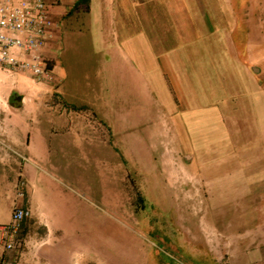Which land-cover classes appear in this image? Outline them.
I'll use <instances>...</instances> for the list:
<instances>
[{
    "label": "crops",
    "instance_id": "obj_1",
    "mask_svg": "<svg viewBox=\"0 0 264 264\" xmlns=\"http://www.w3.org/2000/svg\"><path fill=\"white\" fill-rule=\"evenodd\" d=\"M45 1L53 27L41 54L50 63L53 78L37 102L29 104L15 82L36 77L6 74L9 94L5 106H0V171L12 172L14 176L8 178L15 186L19 179L26 185L25 197L20 200L15 195L11 207L27 206L29 219L43 227L38 237L25 239L27 250L15 264H111L88 247L74 249L73 239H66L74 235V225L67 223L71 217L38 195V182L45 176L28 163L15 166L9 160L13 150L29 155L35 148L32 141L40 133L30 131V108H36L34 113L41 110L49 126H82L105 119L110 107L103 94L110 92L107 78L112 77L118 87L113 90L118 117L126 109L145 116L157 106L171 124L181 125L198 120L210 107L225 123L237 110L232 99L250 90L256 96L252 103L256 112L249 115L263 120L264 43L254 48L250 31L239 22L233 5L227 18L220 10L209 14L202 0ZM13 94H19L17 107L10 100ZM227 101L230 104L223 107ZM261 174L252 176L248 190L264 189V170ZM257 193L264 197V192ZM263 215L254 212L243 225L206 234L197 254L174 249L182 255L179 258L156 249L149 254L150 264H264ZM49 244L66 258L59 256L53 262L42 252ZM2 251L0 259L10 264Z\"/></svg>",
    "mask_w": 264,
    "mask_h": 264
},
{
    "label": "rangeland",
    "instance_id": "obj_2",
    "mask_svg": "<svg viewBox=\"0 0 264 264\" xmlns=\"http://www.w3.org/2000/svg\"><path fill=\"white\" fill-rule=\"evenodd\" d=\"M202 1L209 14L220 10L227 18L233 5L239 22L250 31L254 48L264 43V0ZM11 73L0 67V106L7 102L6 74ZM107 81L110 92L103 96L110 108L105 119L82 126H49L41 110L34 113L36 108H30L29 130L40 133L32 141L35 148L23 161L14 154L8 157L15 166L28 163L45 176L38 182V195L71 217L67 223L74 225L75 236L66 239L77 241H72L75 250L88 247L111 264H150L149 254L156 249L179 258V248L197 254L206 234L243 225L254 212L264 214L259 212L264 209L259 194L264 189L248 190L252 176L259 178L264 170V119L249 115L256 112V96L250 90L232 99L237 110L227 109L233 114L225 123L209 107L198 120L175 125L157 106L145 116L126 109L118 117L116 79ZM48 82L22 79L15 84L32 104L44 94ZM18 97H10L16 107ZM12 175L8 169L0 171V225L11 217L16 195V186L8 178ZM42 232L43 227L27 219L14 249L3 250L1 256L10 264L19 262L27 250L25 239ZM42 252L53 262L67 255L58 253L54 244Z\"/></svg>",
    "mask_w": 264,
    "mask_h": 264
},
{
    "label": "built area",
    "instance_id": "obj_3",
    "mask_svg": "<svg viewBox=\"0 0 264 264\" xmlns=\"http://www.w3.org/2000/svg\"><path fill=\"white\" fill-rule=\"evenodd\" d=\"M53 21L45 0H0V67L10 72L30 74L37 79L52 80V73L41 51L51 35ZM23 161L26 156L13 150ZM26 194L25 182L19 179L16 198ZM31 212L15 203L10 221L0 225V248L12 250L23 224ZM0 264H6L0 259Z\"/></svg>",
    "mask_w": 264,
    "mask_h": 264
}]
</instances>
